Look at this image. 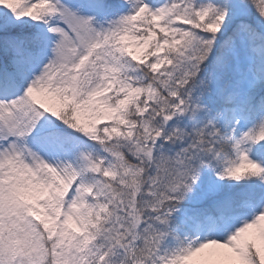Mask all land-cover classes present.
Instances as JSON below:
<instances>
[{"label":"snow or ice","instance_id":"6c2138e0","mask_svg":"<svg viewBox=\"0 0 264 264\" xmlns=\"http://www.w3.org/2000/svg\"><path fill=\"white\" fill-rule=\"evenodd\" d=\"M0 264H264V0H0Z\"/></svg>","mask_w":264,"mask_h":264}]
</instances>
